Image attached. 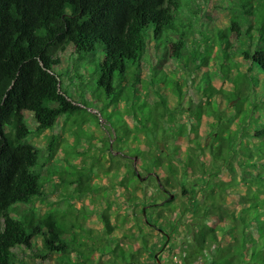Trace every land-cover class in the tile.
<instances>
[{
  "label": "trees",
  "instance_id": "16d2710c",
  "mask_svg": "<svg viewBox=\"0 0 264 264\" xmlns=\"http://www.w3.org/2000/svg\"><path fill=\"white\" fill-rule=\"evenodd\" d=\"M205 11L201 0H0V264H30L18 249L41 261L59 254L61 264H89L99 235L110 239L105 254L142 264L139 250L111 242L107 212L99 216L105 230L89 234L70 209L49 201L38 210L54 182L35 169L40 153L28 138L79 112V101L124 108V128L110 138L116 152L124 150V171L113 172L140 250L162 261L142 224L155 226L181 198L178 220L191 240L180 264H264V0H229L228 24L213 30ZM68 48L72 72L62 69ZM91 55L97 65L84 64ZM85 65L94 66L86 76ZM65 83L73 95L80 87L79 101ZM192 86L200 100L189 94ZM206 118L208 140L200 135ZM48 143L47 162L59 142L53 136ZM66 181L99 199L88 172ZM134 205L142 216L131 224ZM158 228L163 247L170 231ZM170 229L180 231L178 223Z\"/></svg>",
  "mask_w": 264,
  "mask_h": 264
},
{
  "label": "rangeland",
  "instance_id": "374dc122",
  "mask_svg": "<svg viewBox=\"0 0 264 264\" xmlns=\"http://www.w3.org/2000/svg\"><path fill=\"white\" fill-rule=\"evenodd\" d=\"M201 1L205 6V20L209 29L213 30L228 24L229 0ZM98 54L97 52V55ZM97 55L95 57L91 55L92 58H87L84 64L90 63L92 65H97V63H99V57H97ZM60 56L64 59L62 69L72 72L73 67L71 63H73V61L71 60V50L68 48L65 52L60 53ZM92 65H85L81 68V72L84 76L88 74V69ZM93 67L94 66H92V68ZM59 69L61 70V67ZM62 75V79H64L65 82L72 80L70 74L62 72ZM63 88L67 90L68 95L76 102L80 100V97H78L80 92L79 86L76 85L74 95L68 84L65 83ZM191 88L192 90H190L189 94L195 95L196 100H200L201 93L198 92L197 94V92H195V90H197L196 86H192ZM171 100L175 103L173 99ZM79 102L82 107L79 112L69 118L61 116L54 128L42 134L31 135L28 138L29 142L37 146L40 153L39 163L41 160V165L38 164L35 169L37 171L39 169L44 176L49 175L54 182L53 185H46L47 195L44 201L37 202L38 210L43 211V208L46 207L49 201L57 206L70 209L74 211L72 218L80 228V231L82 230L89 234H91L92 230L100 232L105 230L99 216L101 213L107 212L111 217L112 223L115 225V231L111 235V242L116 243L119 239H122L123 242L125 241L126 244L131 245L133 249L139 250V257H141L139 261L141 260L142 264H156V261L152 258L153 254H148V252L140 250L142 247L141 236H130V231L132 232L135 226L129 228L130 231H128L127 225H129V223L126 217H124L126 211L124 207L127 206V203L124 201V185L120 186L118 184L120 175L116 176V173L113 172L114 169L116 170L119 166L122 168L120 172L124 171V160L120 157L123 155L122 153H124V150L116 152L117 147L113 146L110 141V138H113V135L111 137L112 129L116 127L121 129L122 125L124 128V108L114 104L112 108L104 110L89 101ZM222 105L225 108L228 106L227 103H223ZM29 114L30 113L27 111L26 120L27 123L32 126L33 121H31ZM207 121H209V118H206L203 128L200 130V135L203 136L202 138L208 140ZM53 136L57 137L59 144L55 156L47 162L46 157L49 151L48 142ZM119 144L124 146V141L122 140ZM132 145L133 143H130V146ZM113 148H115V151H113L114 159L117 160L114 165L111 164L113 158L110 157V149L112 150ZM138 169L141 171L140 167ZM80 171H84L85 173L88 172L92 184L97 187L95 193L99 199L96 202H93L91 194H80L74 189L76 185L67 184L66 177L67 179L76 178ZM69 172L70 174H68ZM225 174L226 172L224 176ZM156 192L157 189L155 186L149 187V195H156ZM141 193L142 192L138 191V194ZM167 195L166 193L165 196ZM169 196L170 195H168V197ZM180 196L184 197L181 193ZM180 199L181 198H178L177 201L170 206L169 210L164 211L166 215L165 218L161 219L156 216L155 221H153L155 226L142 224V228H147L146 231H148L146 236L148 245L152 250L156 251L162 259L161 262L159 260V264L162 262L165 264H180L183 247L191 240L190 234L187 232V225L185 226L178 220L180 211L182 210ZM107 204H111L110 210L107 209ZM128 212H130L131 224L136 220V213H138L139 218L142 216L140 207L136 205L131 206ZM170 222L178 223L179 233L171 231ZM158 227H163L166 231H170L171 236L166 242L169 244L168 246L164 243V246L161 247L163 240L160 242L161 239H158L157 234H160ZM124 229H126V233H128L125 239ZM99 238H102V236L99 235L93 239L94 243L98 245L97 249L99 250L90 252V254L93 255V260L92 263L89 262V264H121V262L112 257L110 252H108V254L104 252L103 247H106V241L110 239L102 240ZM86 240L88 241V239ZM106 250H109V248H106ZM18 254L20 258L26 262H30V264H61L58 262L59 254L45 261L36 258L33 259L28 250L18 249Z\"/></svg>",
  "mask_w": 264,
  "mask_h": 264
}]
</instances>
